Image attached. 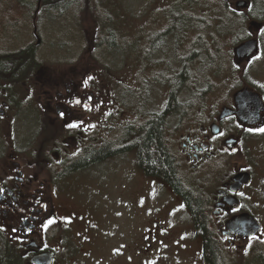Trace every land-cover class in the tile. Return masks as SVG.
I'll use <instances>...</instances> for the list:
<instances>
[{
    "label": "rangeland",
    "instance_id": "374dc122",
    "mask_svg": "<svg viewBox=\"0 0 264 264\" xmlns=\"http://www.w3.org/2000/svg\"><path fill=\"white\" fill-rule=\"evenodd\" d=\"M1 1L4 2L0 12L1 48L15 50L35 44L33 29L36 28L40 38L36 45V62H43L51 71L58 72L77 67L74 71H79L85 79L94 78L98 92L112 102L113 107L108 112L113 116V126L109 121H104L103 127L94 126L93 131L85 134L88 139L108 137L116 140L128 125L137 124L150 113L161 112L168 102L169 86L161 82L160 77L179 68L180 53L194 49L202 58L201 52H207L214 68L208 69L207 64L204 67L197 63L201 64V72L205 74L194 87L200 97L181 121L173 116L167 120L168 137L174 146L171 151L186 186L192 191L206 192L210 197L232 173L248 170L252 180L246 190L244 188L243 203L260 218L264 228V127L244 128L235 120H227L223 130L241 132L240 140L232 149L225 147L223 141L219 142L211 148L208 161L195 170L175 149H179L181 135L189 125L195 128L205 125L210 134L212 120L222 106L231 103V96L239 87L250 85L264 100V13L260 17L247 15L249 10L264 12V7L257 8L253 0H248L250 5L245 11L236 9L235 0H100L104 12L97 10L96 15L101 18L95 15L94 19L88 13L91 10L88 0H84V11L78 18L65 10L60 17L50 15V11L42 7V0L33 1L30 15L17 0ZM216 4H223L222 7L243 20L242 24L234 29V22H231L234 31L226 30L221 26L219 15L214 13L220 8ZM178 6L193 18H203L211 25L207 30L215 28L216 32L209 31L201 36L195 28H187L179 43L178 31L168 30L165 35L161 34L159 41L149 48L152 52L143 59L141 53L147 37L161 30L164 33L168 27V13ZM6 14L12 15L9 24L17 26L14 30H20L18 34L5 36L3 33ZM107 15L110 19H106ZM251 20L255 21L254 25H250ZM25 22L26 28L21 31ZM106 29L117 41L111 43L109 49L95 50L96 35ZM246 38L257 39L258 52L250 61L234 62V65L232 47ZM121 39L134 42L135 51L119 48ZM146 60L147 67L143 64ZM30 69L28 65L22 74L15 76H25ZM182 93V97L188 94L186 90ZM27 103L24 102L21 108L27 109ZM20 119L22 131L30 133L33 128L31 113L24 112ZM18 132L19 128L14 126L16 140L32 144L49 137L45 132L33 133L26 138ZM54 140L61 141L59 137ZM121 144H128V141H121ZM136 161L134 151L114 152L110 161L77 171L75 187L71 189L74 197L72 193V197L61 194V201L73 212L74 229L86 228L98 239L94 249L97 255L93 259L79 260L77 264H204L199 257L202 252L201 246L197 245L199 234L181 196L159 177L144 174ZM263 246L264 230L258 238L245 241L243 250L226 251L231 254V264H261L256 258Z\"/></svg>",
    "mask_w": 264,
    "mask_h": 264
},
{
    "label": "flooded vegetation",
    "instance_id": "af4514ba",
    "mask_svg": "<svg viewBox=\"0 0 264 264\" xmlns=\"http://www.w3.org/2000/svg\"><path fill=\"white\" fill-rule=\"evenodd\" d=\"M247 15L252 16L250 13ZM33 34L36 38L34 45H39L36 28ZM76 68L64 72L51 68V71L43 62H36L25 76H15L16 72L0 69V242L16 264H77L79 260L93 259L97 255L94 249L98 242L94 232L86 228L77 232L72 223V210L60 199L62 193L72 197L70 193L75 187L77 171L110 161L114 152L123 154L134 151L137 167L145 174L139 165L135 147L116 144L114 139L108 137L104 140L86 137L85 134L93 131L94 126L103 127L104 121L111 122L113 126V116L108 112L113 105L105 94L98 92L94 78H83L79 71H74ZM24 102H29L27 109L21 108ZM229 106L233 107L232 102ZM26 111L32 115L33 128L30 133H24L19 124ZM150 115L138 123L146 121ZM227 120L236 121L232 115L220 121L215 118L209 127L210 134L202 124L198 129L189 125L182 133L179 149H175L191 169H198L208 161L211 148L219 142L225 144L231 137L237 142L240 140L241 132L223 130ZM263 124L264 116L260 115L258 123L250 128H259ZM14 126L19 128L18 134L26 138L33 133L45 132L49 137L33 144L21 142L13 134ZM56 137L61 141H55ZM217 137H220L219 140ZM106 143L111 145L112 151L101 159L74 169H68L65 165L86 150ZM172 146L170 142V150ZM234 174L222 182L213 197L197 191L207 199V224L221 249L223 264L232 262L231 254L226 250L235 249L236 253L243 250L246 240L258 238L264 230L260 219L243 203L246 185L237 192L230 189ZM182 201L199 234L197 245L202 250L199 257L204 264H210L205 258L204 238L193 213ZM247 216L256 219L261 230L257 235L244 238L233 229L241 228ZM229 226L233 229H229ZM261 248L256 259L264 264V246ZM110 253H113L112 249Z\"/></svg>",
    "mask_w": 264,
    "mask_h": 264
},
{
    "label": "trees",
    "instance_id": "16d2710c",
    "mask_svg": "<svg viewBox=\"0 0 264 264\" xmlns=\"http://www.w3.org/2000/svg\"><path fill=\"white\" fill-rule=\"evenodd\" d=\"M17 1L18 4H22L21 7H23V10L26 11L27 14L31 13L34 0ZM99 1L100 0H88L87 3L89 4L91 9L88 10V13H90L94 19H96L95 15L97 13V10H100L102 13L104 12L102 3H99ZM41 2L42 7L50 11V15L60 17L62 15V11L65 10V13L73 12L74 15H76L78 18V16H80V13L84 11L83 4L85 1L42 0ZM3 3L4 2L0 0V12ZM216 5L220 8L216 9L214 13L219 15L222 22L221 26L223 25L226 30L234 31L237 26L242 24L243 20L239 19L235 14L227 10L225 7H222L221 5L223 4ZM253 5L257 6V8H259L258 6L264 7V0H253ZM249 12L252 16L255 17L263 16L264 13L254 12L251 10H249ZM11 16L12 15H8L5 19L6 23L4 22L3 24L2 29H4L3 33L5 34V36H13L14 34H18V31H20L14 30V28H16L17 26L13 27V25L9 24V20L12 21V19L10 18H13ZM97 18L101 17L97 16ZM14 19L17 20L16 18ZM106 19H110L108 18V15L106 16ZM231 22H234V29L230 24ZM26 24L27 22L22 25L21 31L26 28ZM205 24L206 22L203 18H193L191 14L181 11L180 6L175 8V10H170V12L168 13V27L166 28L164 33L161 32V30L159 32L153 33L155 34L154 36L147 37L145 48L141 53L143 54V59L147 58L148 53L152 52L149 51V48L152 47L154 43L156 44L155 41H159V39L161 38V34L165 35L168 30H172L173 33H176L178 31L179 43L185 29L187 28H195L200 32L201 36H203L205 33H209V31L210 33L211 31L216 32L215 28L207 30L211 25ZM10 30H14V32H10ZM220 31L222 32V30ZM115 38L116 37L114 36V34L107 29L103 33L100 32L94 39V49H98V51L109 49L111 43L113 45V43L117 41V39ZM118 44L120 46L119 48L124 50L131 49L133 52L136 48L134 42L126 41L125 39H121ZM1 46L2 44H0V69H4V71L7 70L9 73L16 72L20 74L28 67V65L30 67L36 63L37 47L36 45H34V43L16 48L15 50L1 48ZM115 48L116 47L112 49ZM199 54H197V51H195L194 49H190L185 53H180L178 55L177 61L179 63V68L170 71V74L168 73V75L163 74L160 77V81L165 82L169 86V98L166 107L159 113H151V115L149 114L150 116L146 121L130 125L115 140V143L120 144L121 141L124 140V138L129 140L127 147H135L137 149L138 162L145 173L147 175L159 177L161 180L170 185V188L174 190L175 193L182 196L181 198L184 200L185 205L192 211L198 230L204 238V252L206 260L210 264H223L225 262L221 256V249H219L218 243L214 239V236L212 234V230L207 224V199L203 195H201V193L192 191V189L186 186V182L183 179L184 175L181 174L179 164L173 157V154L169 148L170 141L168 138L167 120L170 118V116H173L177 119V121H181L187 115V113L190 112V108L192 107L193 103H195V101L198 100V97H200V94L197 97L198 93L194 91V87L199 85L202 78H205L204 72H201L200 63H202L203 66L207 64L208 69L214 68V62L212 59L208 58L210 55L207 52H201V54L203 55L202 58H199ZM147 60L146 62L143 61L145 67L149 66H146V64H149ZM198 62L200 63L197 64ZM183 90H186L188 92L186 97H182ZM111 151V145L106 143L99 147H94L86 150L82 155L73 158L65 165L68 167V169H74L76 167H80L86 165L87 163L101 159ZM5 250L6 248L4 247V244L0 242L1 263L16 264V261L12 260L11 256Z\"/></svg>",
    "mask_w": 264,
    "mask_h": 264
},
{
    "label": "water",
    "instance_id": "95a60500",
    "mask_svg": "<svg viewBox=\"0 0 264 264\" xmlns=\"http://www.w3.org/2000/svg\"><path fill=\"white\" fill-rule=\"evenodd\" d=\"M246 5L247 3L245 1L237 2V6L245 7ZM255 48L256 40L254 39H250L241 43L234 48L236 60L238 61L243 58L248 59L255 51ZM233 97L236 110L223 107L220 112L219 119L231 114H236L237 118L241 122L251 124L255 121V119L259 115V112L264 110V106L260 97L256 93L251 92L248 88L237 91ZM232 143L233 141L228 143L227 145L232 146ZM233 180L234 181L233 183H231L230 189L236 192L243 183L249 181V174L247 172H240L233 177ZM243 220L249 221L247 222V225L245 227L241 226V228L237 229L238 231L242 230L243 235H250L259 230V225L255 220H252L248 216Z\"/></svg>",
    "mask_w": 264,
    "mask_h": 264
},
{
    "label": "bare ground",
    "instance_id": "6f19581e",
    "mask_svg": "<svg viewBox=\"0 0 264 264\" xmlns=\"http://www.w3.org/2000/svg\"><path fill=\"white\" fill-rule=\"evenodd\" d=\"M247 26H248V24H247ZM38 36H39V35H38ZM241 43H242V41H241L238 45H240ZM238 45H237V46H238ZM237 46H234V47H237ZM12 71H13V70H12Z\"/></svg>",
    "mask_w": 264,
    "mask_h": 264
}]
</instances>
